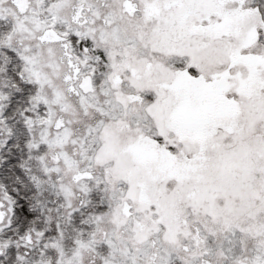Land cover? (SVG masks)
I'll list each match as a JSON object with an SVG mask.
<instances>
[{"label":"snow or ice","instance_id":"6c2138e0","mask_svg":"<svg viewBox=\"0 0 264 264\" xmlns=\"http://www.w3.org/2000/svg\"><path fill=\"white\" fill-rule=\"evenodd\" d=\"M0 264H264V0H0Z\"/></svg>","mask_w":264,"mask_h":264}]
</instances>
